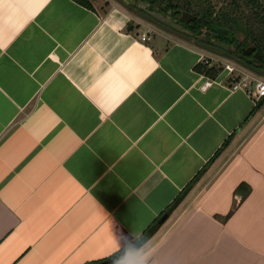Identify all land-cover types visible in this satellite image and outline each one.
I'll return each mask as SVG.
<instances>
[{
  "label": "crops",
  "instance_id": "crops-1",
  "mask_svg": "<svg viewBox=\"0 0 264 264\" xmlns=\"http://www.w3.org/2000/svg\"><path fill=\"white\" fill-rule=\"evenodd\" d=\"M134 21L0 0V264H264V97Z\"/></svg>",
  "mask_w": 264,
  "mask_h": 264
},
{
  "label": "trees",
  "instance_id": "trees-1",
  "mask_svg": "<svg viewBox=\"0 0 264 264\" xmlns=\"http://www.w3.org/2000/svg\"><path fill=\"white\" fill-rule=\"evenodd\" d=\"M75 1L88 7L91 6L90 0ZM141 1L147 3L148 10H153L162 14H165L168 10L173 14L180 9L191 12L194 17L185 24L187 29L196 32L203 29L205 37L223 39V43H225L227 47L216 46L225 55L235 58L241 65L247 67L251 71L259 74L264 73V0H221L217 7H214L210 0ZM145 13L154 21L162 24V22L154 18L148 12L145 11ZM127 25L130 26L129 22ZM214 26L226 28L230 31L229 35L215 32ZM206 42L211 43L210 41ZM200 64V68L206 75L212 76L216 73L213 66H206V63L203 61ZM217 151L218 150L214 153H217ZM200 170L190 178L186 186H184L166 206L163 213H168L175 205L180 199L183 189L197 177ZM157 221L158 220L155 219L144 232H142L137 242L143 241L156 228ZM129 249L130 248L123 246L109 256V259L119 257Z\"/></svg>",
  "mask_w": 264,
  "mask_h": 264
},
{
  "label": "rangeland",
  "instance_id": "rangeland-1",
  "mask_svg": "<svg viewBox=\"0 0 264 264\" xmlns=\"http://www.w3.org/2000/svg\"><path fill=\"white\" fill-rule=\"evenodd\" d=\"M114 1H116L117 3H120V5H122L126 10H128L130 12V14L133 16V18L139 19L141 22H144L146 24H150L153 28L160 29L164 33L169 34L171 37L177 38L181 41H185L189 44H192V45L198 47L203 52V54L206 55V56H204V58L211 56L214 60H216V61L212 60V62L210 64L211 66H213L216 73L220 69L221 62H223V61H231L233 63L235 62L240 66V63L235 58L230 57L228 55H225L220 49H218L214 46L204 45V44L196 41L195 39H193L189 35H186V34L181 33V32H177V31L173 30L172 27H170L168 25L166 26V24H164V23L161 24L157 21H154L152 18H150L145 13V11L143 9V7L145 5H144V3H142V1H139V0H114ZM210 1L214 7H217L221 2V0H210ZM90 3H93V5L95 7H97L98 9H102L103 6L107 3V0H90ZM137 25H141V24L137 23ZM202 31H203V29H201V32ZM199 35H201V33H199ZM251 72L264 79V73L259 74V73L254 72V71H251Z\"/></svg>",
  "mask_w": 264,
  "mask_h": 264
},
{
  "label": "built area",
  "instance_id": "built-area-1",
  "mask_svg": "<svg viewBox=\"0 0 264 264\" xmlns=\"http://www.w3.org/2000/svg\"><path fill=\"white\" fill-rule=\"evenodd\" d=\"M150 31H152V28L146 26L145 30L139 34L138 38L140 40L148 39V33ZM212 60L214 59L211 56L202 58V61L207 65H210ZM222 80L227 82L226 86H228L230 90H241L247 94L252 99L253 104H255L260 97H264V79L255 75L250 70L229 61L221 62V67L217 73L211 78H204L200 87L203 88L211 82H221Z\"/></svg>",
  "mask_w": 264,
  "mask_h": 264
},
{
  "label": "flooded vegetation",
  "instance_id": "flooded-vegetation-1",
  "mask_svg": "<svg viewBox=\"0 0 264 264\" xmlns=\"http://www.w3.org/2000/svg\"><path fill=\"white\" fill-rule=\"evenodd\" d=\"M139 1H141V0H139ZM144 10H145V8H143ZM146 9H147V6H146ZM146 11V10H145ZM189 12V11H188ZM167 13H168V15L170 16V18H171V20L172 21H174V22H176V23H178V24H180V28L178 29V27L177 28H175V27H172V29L173 30H175V31H177V32H181V33H184V34H186V35H189V36H191L193 39H195L196 41H198V42H200V43H202V44H204V45H207V46H214V47H216V48H218L217 46H221V47H224V48H226L227 47V45L225 46V45H220V44H218V43H221V44H225V43H223V39H213L212 37H205V35L203 34V31L201 32V31H199V32H196V31H191V30H189V29H187L186 27H185V24H187L189 21H187V22H185V23H183V22H181V21H179L178 20V17H179V15H180V13H179V10L175 13H173V14H171V12L168 10L167 11ZM191 13V12H190ZM192 14V13H191ZM193 15V14H192ZM193 17H194V15H193ZM193 19V18H192ZM135 23L137 24V23H140V24H142V25H145V26H149L150 28H152V30H153V27L150 25V24H146V23H144V22H141L140 20H138V19H135ZM167 26V25H166ZM169 26V25H168ZM171 27V26H170ZM199 33H201V35H199ZM225 34V33H224ZM206 41H210L211 43H209V42H206ZM209 43V44H208ZM211 44V45H210ZM217 45V46H216ZM219 49V48H218ZM229 62H231V61H229ZM233 63V62H232ZM234 64H237V63H235L234 62Z\"/></svg>",
  "mask_w": 264,
  "mask_h": 264
},
{
  "label": "water",
  "instance_id": "water-1",
  "mask_svg": "<svg viewBox=\"0 0 264 264\" xmlns=\"http://www.w3.org/2000/svg\"><path fill=\"white\" fill-rule=\"evenodd\" d=\"M142 3H144V5H145L143 8H145L146 12H148L150 15H152L154 18H156L160 22H162V23H164L166 25H169L171 27H175V28L178 27V29L181 27L180 24H178V23H176V22L171 20V18L168 15L167 12L165 14H162L160 12H156V11H153V10H148V9H146L147 3L144 2V1H142ZM179 13H180V15L178 17V20L183 22V23H185V22H187V21H189L190 19L193 18V15L190 12L186 11V10L180 9ZM214 30L217 33H225L227 35H229V33H230L229 30H227L226 28L221 27V26H214ZM218 44L226 46V44H221V43H218ZM262 101H263V97H260L258 99V101L256 102L255 106L258 107L261 104ZM162 217H160L158 219V222L162 220Z\"/></svg>",
  "mask_w": 264,
  "mask_h": 264
}]
</instances>
